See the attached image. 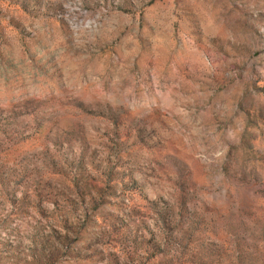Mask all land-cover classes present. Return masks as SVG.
<instances>
[{
  "label": "rangeland",
  "instance_id": "1",
  "mask_svg": "<svg viewBox=\"0 0 264 264\" xmlns=\"http://www.w3.org/2000/svg\"><path fill=\"white\" fill-rule=\"evenodd\" d=\"M0 264H264V0H0Z\"/></svg>",
  "mask_w": 264,
  "mask_h": 264
}]
</instances>
